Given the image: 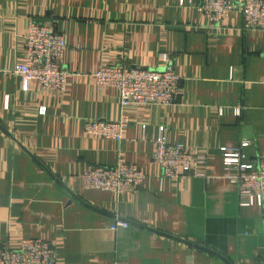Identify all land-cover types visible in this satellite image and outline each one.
Listing matches in <instances>:
<instances>
[{
	"label": "crops",
	"instance_id": "1",
	"mask_svg": "<svg viewBox=\"0 0 264 264\" xmlns=\"http://www.w3.org/2000/svg\"><path fill=\"white\" fill-rule=\"evenodd\" d=\"M33 21L65 36L62 92L24 89L12 71ZM221 24L196 0H0V247L40 238L53 264H264V208L242 205L221 150L264 154V30L245 29L238 11ZM165 54L177 100L127 107L121 140L89 133V121L122 113L116 89L90 74L164 68ZM160 126L168 142L208 152L207 177H163ZM121 159L145 175L141 188L86 186L89 167ZM117 219L129 226L113 229Z\"/></svg>",
	"mask_w": 264,
	"mask_h": 264
},
{
	"label": "built area",
	"instance_id": "2",
	"mask_svg": "<svg viewBox=\"0 0 264 264\" xmlns=\"http://www.w3.org/2000/svg\"><path fill=\"white\" fill-rule=\"evenodd\" d=\"M186 0H180L184 4ZM198 9L216 23L221 24L231 12L243 15L244 28L264 30V0H196ZM222 25V24H221ZM24 59L17 61L13 73L24 79V89L32 81L45 90L62 92L66 89L70 73L62 62L67 49L63 33L53 22L33 21L29 25L24 43ZM165 67L160 69L131 67L123 63L106 64L92 72L90 77L99 87H113L119 94L122 113L118 120L94 119L86 128L94 136L121 140L130 124L127 107L171 105L179 95L180 77L168 55H164ZM264 83V78H263ZM239 113V111H237ZM165 127L160 126L154 159L163 171V177L178 178L185 174L208 176V152L197 148L191 150L168 142ZM224 155L225 177L236 184L242 205L258 204L264 208V154L252 161H245L240 150L221 148ZM90 188L120 193L134 192L141 188L145 175L136 165L120 160L116 166L94 165L82 175ZM129 226V221L117 219L113 229ZM56 253L52 245L40 238L24 239L19 249L0 247V264H53Z\"/></svg>",
	"mask_w": 264,
	"mask_h": 264
}]
</instances>
